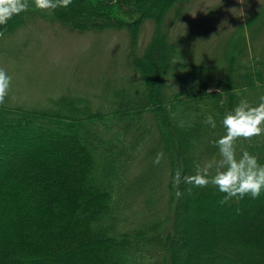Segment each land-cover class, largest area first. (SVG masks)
I'll use <instances>...</instances> for the list:
<instances>
[{
	"label": "trees",
	"instance_id": "obj_1",
	"mask_svg": "<svg viewBox=\"0 0 264 264\" xmlns=\"http://www.w3.org/2000/svg\"><path fill=\"white\" fill-rule=\"evenodd\" d=\"M177 1L73 0L66 9L29 10L8 22L14 28L42 16L80 30L126 28V57L137 79L113 90L106 107L78 94L38 108L0 105V264H264V221L244 228L240 215L246 212L247 221L264 213L263 195L222 204L225 194L215 186L181 183L178 199L172 184L177 170L194 174L209 155L218 159L213 142L225 132L224 114L241 99L255 105L264 96V58L248 50L238 30L234 37L241 39L225 45L217 61L185 59L160 27ZM147 19L155 29L139 51ZM154 51L162 56L155 84L148 73ZM208 115L215 128L204 122ZM144 149L151 167L130 177ZM236 149L264 165V135L238 140ZM208 215L218 221L208 222L204 235L187 234L184 228Z\"/></svg>",
	"mask_w": 264,
	"mask_h": 264
},
{
	"label": "rangeland",
	"instance_id": "obj_2",
	"mask_svg": "<svg viewBox=\"0 0 264 264\" xmlns=\"http://www.w3.org/2000/svg\"><path fill=\"white\" fill-rule=\"evenodd\" d=\"M239 9H243L244 15L241 16ZM263 20L264 0H245L244 4L238 0H179L166 11L160 27L188 60L217 61L225 45L233 44L235 38L241 39L234 37L238 30L247 36L248 50L253 49L256 56L264 58ZM261 21L259 31H255L253 27ZM125 29L80 30L63 20L42 16H29L14 28L6 26L4 36L0 37V68L11 77L5 103L38 108L52 104L62 95L78 94L89 98L96 106L106 107L112 99L113 90L135 84L137 79L126 57L129 33ZM154 29L153 20L143 21L139 31V51L152 37ZM235 43L241 44V41ZM161 60L158 51L152 52L148 73L154 84L159 79ZM150 142L153 143L152 139ZM147 149L133 159L127 175L135 177L151 167L146 159ZM210 159L209 155L205 161ZM156 172L166 170L160 168ZM165 181L166 176L155 205L157 210L164 206ZM260 195L264 196V191ZM215 212L219 214L221 211L217 208ZM251 213L254 214V211ZM240 215L245 221L244 228L246 223V227L257 229L258 222L264 221V213L253 218L249 216L247 221L246 212ZM217 221L211 215L198 217L195 224L192 221L184 229L197 238L205 234L212 222ZM188 222L189 217L186 218ZM253 238L258 239V235ZM244 250L251 256L247 248Z\"/></svg>",
	"mask_w": 264,
	"mask_h": 264
},
{
	"label": "clouds",
	"instance_id": "obj_3",
	"mask_svg": "<svg viewBox=\"0 0 264 264\" xmlns=\"http://www.w3.org/2000/svg\"><path fill=\"white\" fill-rule=\"evenodd\" d=\"M238 2L244 4L245 0ZM72 3L73 0H0V37L4 36L8 22L21 13L37 10L51 14L57 9L68 8ZM239 10L241 16L244 15L243 9ZM10 85L11 77L0 68V105L5 103ZM226 99L225 97L220 100L221 106L226 103ZM204 122L213 128L216 127L212 115L206 116ZM221 123L225 132L213 142L218 149L219 158L197 164L194 174L182 176L181 171L177 170L172 177L178 199L183 195L179 188L181 183L198 188L215 186L225 194L221 200L222 204L245 196L256 199L264 191V165L258 162L257 156L246 149L241 150L239 155L236 149L238 140L251 141L254 137L264 135V96H261L255 105L241 99L232 110L224 114ZM163 158L164 153L160 151L153 163L158 165ZM188 191L191 192V189Z\"/></svg>",
	"mask_w": 264,
	"mask_h": 264
}]
</instances>
